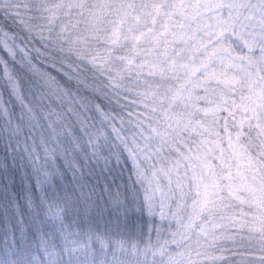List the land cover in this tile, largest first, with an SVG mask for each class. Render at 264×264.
<instances>
[{"label": "snow or ice", "instance_id": "snow-or-ice-1", "mask_svg": "<svg viewBox=\"0 0 264 264\" xmlns=\"http://www.w3.org/2000/svg\"><path fill=\"white\" fill-rule=\"evenodd\" d=\"M0 264H264V0H0Z\"/></svg>", "mask_w": 264, "mask_h": 264}]
</instances>
